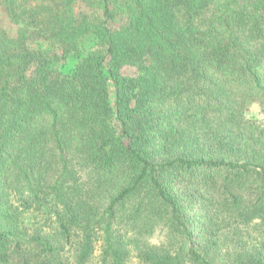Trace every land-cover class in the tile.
<instances>
[{
    "label": "trees",
    "instance_id": "16d2710c",
    "mask_svg": "<svg viewBox=\"0 0 264 264\" xmlns=\"http://www.w3.org/2000/svg\"><path fill=\"white\" fill-rule=\"evenodd\" d=\"M0 264H264V0H0Z\"/></svg>",
    "mask_w": 264,
    "mask_h": 264
},
{
    "label": "rangeland",
    "instance_id": "374dc122",
    "mask_svg": "<svg viewBox=\"0 0 264 264\" xmlns=\"http://www.w3.org/2000/svg\"><path fill=\"white\" fill-rule=\"evenodd\" d=\"M72 63H73V61L70 60L65 66L62 67V70L64 72L69 71V69L72 66ZM110 101H111L112 104L114 103V96H113L112 87H111V90H110ZM246 116L248 118H250V119H253V120H260L261 119V114H260L259 106L258 105H253L251 107L250 111L246 114Z\"/></svg>",
    "mask_w": 264,
    "mask_h": 264
}]
</instances>
